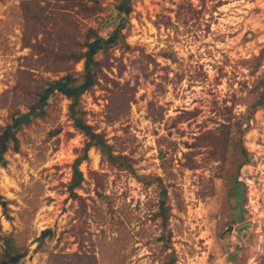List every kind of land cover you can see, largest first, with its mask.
Returning a JSON list of instances; mask_svg holds the SVG:
<instances>
[{
	"label": "rangeland",
	"instance_id": "374dc122",
	"mask_svg": "<svg viewBox=\"0 0 264 264\" xmlns=\"http://www.w3.org/2000/svg\"><path fill=\"white\" fill-rule=\"evenodd\" d=\"M81 2L0 0V141L39 106L0 158V264H264V0ZM120 24L77 109L131 166L92 146L71 192L87 136L69 98L39 94L84 79L83 59L54 61L58 33Z\"/></svg>",
	"mask_w": 264,
	"mask_h": 264
},
{
	"label": "trees",
	"instance_id": "16d2710c",
	"mask_svg": "<svg viewBox=\"0 0 264 264\" xmlns=\"http://www.w3.org/2000/svg\"><path fill=\"white\" fill-rule=\"evenodd\" d=\"M74 1V0H70ZM77 2H81V0H77ZM82 3V2H81ZM126 7H128L127 2H123L119 8L122 11H126ZM73 29H75L77 32L80 29L79 25L77 22L73 23ZM123 24H120L115 31L108 37L104 38L101 36H94L92 37L91 32H94L92 29H89L87 31L86 35V40L81 43L79 41L78 33L74 35V37H69L71 36V32L65 31V36L62 35L61 33H58L57 35V41L60 42V46H63V49H66L65 51L68 52L65 54L62 53V55H56L54 58L55 60H58V58H65V60L69 59H74V61H80L84 60V79L80 84H72L73 77H67V76H62L59 79L53 80L50 82V84L47 87H44L42 92H40L39 96V102L40 105L42 106L43 103H45L48 100V97L50 94L56 90L59 91L60 93L64 94L67 98L71 100L69 104V112L74 120V125L77 129L81 130L86 136H87V141L86 144L83 148V153L77 159L75 160L73 164V177L70 181L69 188L71 192L78 187L82 180H83V174L82 171L80 170L79 166L84 161L85 159L88 158V151L92 146H97L101 149V151L107 156L110 162L113 164H117L120 167H130V163H128L127 158L122 155H115L112 150L110 145L107 143L105 140L104 136L102 133H98L91 124H89L82 116L78 115V109L77 106L80 103V99L82 94L87 91L88 89L92 88L97 82H98V68H100L101 62L96 60L95 55L96 53L101 50L105 49L107 45L117 43L121 37H122V30ZM73 35V34H72ZM70 40H68L69 38ZM66 38H68L66 40ZM74 38V39H73ZM75 43V44H74ZM39 47H36L38 46ZM32 46L38 48V50L43 51L45 49V52L49 51L52 52V49H48L44 47V44L41 41H38V43L32 44ZM76 46V47H75ZM85 47L86 49L83 50L82 48ZM263 97V94H262ZM264 104V100L262 98L254 104L253 107H251L250 112H254V110L258 109L260 105ZM38 105H32L31 110L27 113H22L21 115L15 117L13 119V122L9 124L2 136V140L0 141V158H2L3 153L6 151L8 145H7V140L10 137H13L14 131L13 128L17 127L23 123H29L31 120V115L33 112L38 108ZM166 189L163 190V195L166 197ZM73 195H76V193H73ZM81 198V197H80ZM155 217H160L162 218L163 221L168 219V211L167 207L165 206V200L161 199V201L158 204V210L154 214ZM20 256L22 255H16L13 257V259L16 261ZM80 261V260H79ZM174 257H171L169 261L166 264H174ZM83 264V262H80Z\"/></svg>",
	"mask_w": 264,
	"mask_h": 264
},
{
	"label": "water",
	"instance_id": "95a60500",
	"mask_svg": "<svg viewBox=\"0 0 264 264\" xmlns=\"http://www.w3.org/2000/svg\"><path fill=\"white\" fill-rule=\"evenodd\" d=\"M247 223H250V221ZM247 223H243V224L239 225V227H242V226L246 225Z\"/></svg>",
	"mask_w": 264,
	"mask_h": 264
}]
</instances>
